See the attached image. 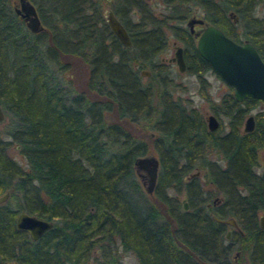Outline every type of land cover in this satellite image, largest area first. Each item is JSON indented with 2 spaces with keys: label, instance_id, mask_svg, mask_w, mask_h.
Returning <instances> with one entry per match:
<instances>
[{
  "label": "trees",
  "instance_id": "trees-1",
  "mask_svg": "<svg viewBox=\"0 0 264 264\" xmlns=\"http://www.w3.org/2000/svg\"><path fill=\"white\" fill-rule=\"evenodd\" d=\"M30 1L43 25L36 32L10 0H0V193L8 191L0 203V264H119V246L137 264H229L233 245L249 264H264L257 224L264 212V100H235L230 86L213 99L199 78L209 110L226 122L209 130L197 107L173 95L170 65L157 58L171 36L187 72L200 77L210 68L184 26L195 14L250 41L264 61V0H159V10L147 0H115L111 10L128 46L110 31L100 0ZM74 57L86 64L82 88L67 74ZM142 68L150 72L144 80ZM251 109L253 127L243 131ZM125 121L154 133L152 195L165 218L132 169L148 141ZM12 143L25 165L8 153ZM182 191L186 210L177 199ZM21 209L51 226L31 239L15 226ZM212 215L232 216L240 231L224 239L225 225Z\"/></svg>",
  "mask_w": 264,
  "mask_h": 264
},
{
  "label": "water",
  "instance_id": "water-1",
  "mask_svg": "<svg viewBox=\"0 0 264 264\" xmlns=\"http://www.w3.org/2000/svg\"><path fill=\"white\" fill-rule=\"evenodd\" d=\"M17 6L13 5L14 12L23 20L26 28L31 32L42 29L43 25L38 17L36 8L30 0H17ZM232 21L236 17L232 11H228ZM104 19L112 34L124 46L130 44V39L123 24L114 15L110 8L104 11ZM185 26L188 33L194 39L196 51L209 64L210 69L226 84L232 87V96L241 100L245 96H251L264 100V61L261 59L256 48L247 39L236 41L226 35L216 25L210 23L201 16L192 14L186 17ZM167 61H173L179 71L185 67L180 44H173L172 55ZM140 74L147 76L149 72L140 70ZM4 111L0 106V122L4 120ZM208 129L217 125V119L211 113L206 116ZM253 127V118L248 114L242 129L248 131ZM151 135L152 131L149 132ZM264 164V150H263ZM132 169L136 178L139 179L146 193H151L155 184L158 159L156 154L145 152L137 155L132 160ZM8 191L0 193V203L7 199ZM183 208H186L183 203ZM218 221H225L234 224L232 218H217ZM50 219H46L24 210H18L15 216V226L25 230L31 239L37 238L43 231L51 226ZM258 224L264 228V213L258 216ZM13 264V263H10ZM85 264H92L86 262Z\"/></svg>",
  "mask_w": 264,
  "mask_h": 264
},
{
  "label": "rangeland",
  "instance_id": "rangeland-1",
  "mask_svg": "<svg viewBox=\"0 0 264 264\" xmlns=\"http://www.w3.org/2000/svg\"><path fill=\"white\" fill-rule=\"evenodd\" d=\"M12 5L17 6V0H10ZM115 0H100V6L102 8L103 14L104 11L107 8H111V4H114ZM149 6L154 10H159L161 8V3L159 0H147ZM134 17V16H133ZM172 40H175L173 37L168 36V41L165 49L161 51L157 56V58H165L172 54L173 47H172ZM70 68L68 71V76L71 78L73 82V86L76 88H82L85 81V76L87 73L86 64L79 59L78 57H74L71 59L70 62ZM170 82H172L173 85V95L179 96V99L182 103L187 105H194L197 107L202 114H208L210 111L208 109V105L206 101L203 99V97L200 94V79H202L203 85H205V88L207 92L212 96L213 99H218L219 95H221L223 92L229 90L227 85L210 69L204 71L201 76H197L194 73H187L185 71H178L175 67V65L172 63L170 64ZM142 80H144V76H142ZM252 109L251 111H253ZM110 119H113V115L108 114ZM223 122H225V119H222ZM124 126L129 127L131 132L137 133L139 136H141L143 139L148 141V151L155 154L154 150L150 146V131H143L139 128H136L133 124H130L128 122H122ZM8 153L14 157L16 161H18L21 165H25L24 158L21 156V154L17 151V147L14 146V143L10 145L8 148ZM260 162H263V149L260 150ZM139 186L142 190V192L146 195L147 202H150V204H153L158 207V209L161 212V216L163 218L166 217L165 210L160 205L158 199H156L155 196L152 195V193H146L143 189V186L141 185L138 178H136ZM169 195H172L174 192L173 190H167ZM178 195V201L181 199L182 194L179 193ZM237 248L235 245L232 246V248L229 251V258L231 264H249L248 259L246 258V255H244L243 252L239 251V254L234 259L232 258L234 249ZM117 253H119V264H137V259L133 252L129 251L128 249H122L120 246L117 248ZM86 262H91L92 264H95V262L91 261L90 259ZM85 262V263H86Z\"/></svg>",
  "mask_w": 264,
  "mask_h": 264
},
{
  "label": "flooded vegetation",
  "instance_id": "flooded-vegetation-1",
  "mask_svg": "<svg viewBox=\"0 0 264 264\" xmlns=\"http://www.w3.org/2000/svg\"><path fill=\"white\" fill-rule=\"evenodd\" d=\"M111 9V8H110ZM186 19V18H185ZM236 20V19H235ZM184 22H185V20H184ZM234 22V21H233ZM184 26H185V24H184ZM186 27V26H185ZM187 28V27H186ZM243 40V39H242ZM241 40V41H242ZM174 43H177V44H180L179 42H177L176 40H172V47H173V44ZM180 46H181V44H180ZM181 50H182V46H181ZM173 52V51H172ZM172 55V54H171ZM170 55V56H171ZM169 57V56H168ZM168 57H163V58H159V60H161V61H164V62H167V63H169V65L170 64H174L175 65V63L173 62V61H167L166 59L168 58ZM182 57H183V54H182ZM183 60H184V57H183ZM184 63H185V61H184ZM175 67H176V65H175ZM210 67V66H209ZM142 69H145V70H147L148 72H149V70L148 69H146V68H142ZM142 69H140V70H142ZM176 69H177V67H176ZM210 69V68H209ZM178 70V69H177ZM211 70V69H210ZM179 71V70H178ZM182 71H185V72H187V70H186V66L184 67V69L182 70ZM182 71H180V72H182ZM187 73H189V72H187ZM149 74H150V72H149ZM148 74V75H149ZM195 74V73H194ZM141 75V74H140ZM147 75V76H148ZM217 75V74H216ZM141 76H143V75H141ZM201 76V75H200ZM218 76V75H217ZM144 77H146V76H144ZM224 82V81H223ZM225 83V82H224ZM226 84V83H225ZM227 85V87H229L230 85H228V84H226ZM230 91H231V94H232V87L230 86ZM235 99V98H234ZM243 99V98H242ZM241 99V100H242ZM236 100V99H235ZM238 101H240V100H238ZM190 106H194V105H190ZM195 107V106H194ZM209 109V108H208ZM252 110V109H251ZM249 111L248 112V114H251L252 115V113H253V111ZM210 111V110H209ZM202 113V112H201ZM209 113H211V114H213L211 111L209 112ZM208 113V114H209ZM208 114H203V118H204V121H205V124H206V127H207V120H206V116L208 115ZM248 114H246V116L248 115ZM214 115V114H213ZM215 116V118L217 119V125H216V127L219 125V124H221V126H222V128L223 129H225L226 128V126H225V124H226V122H223L222 120L220 121V119H218V117H216V115H214ZM245 116V117H246ZM245 117H244V119H245ZM252 118H253V116H252ZM244 119H243V121H244ZM243 121H242V125H241V129H242V126H243ZM215 127V128H216ZM215 128H213V129H215ZM207 129H208V127H207ZM213 129H209V130H213ZM243 130V129H242ZM251 130V129H250ZM244 131V130H243ZM154 134V133H153ZM152 134V135H153ZM152 135H150V136H152ZM263 150H264V148H263ZM258 169V168H257ZM196 174H198V171L197 170H195V171H190L185 177L186 178H188V177H190V176H192V175H196ZM152 193V192H151ZM181 194H182V196H181V199L179 200V202L181 203V205H182V209H184L183 208V203H185V205H186V208L184 209V210H186L187 208H188V205H187V203H186V200H185V196H184V193H183V191L181 192ZM178 199V198H177ZM212 202H214L213 200H212ZM262 213H264V212H260V213H258L257 214V224H258V216L260 215V214H262ZM215 217H217V216H215V215H212V218L213 219H215ZM217 218H222V219H226V218H232V220L234 221V224H232V223H229V222H225V221H218V220H216V221H218V222H221V223H224V225H225V232H224V235H223V237H224V239H228V238H230V233L232 232V231H234V230H237V231H240V229L238 228V226H237V223H236V221L234 220V218L232 217V216H226V217H217ZM52 222V221H51ZM258 226H259V224H258ZM260 227V226H259ZM261 228V227H260ZM261 229H264V228H261ZM27 235H28V233H27ZM29 236V235H28ZM239 254V249L238 248H235L234 249V251H233V255H232V258H236L237 257V255ZM229 257V256H228ZM227 261L229 262V264H231L230 263V258H228L227 259ZM10 263H13V264H15L13 261H8L7 262V264H10ZM85 264V263H84Z\"/></svg>",
  "mask_w": 264,
  "mask_h": 264
}]
</instances>
